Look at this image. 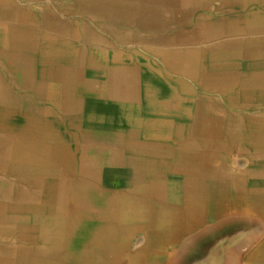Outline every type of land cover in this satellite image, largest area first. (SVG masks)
I'll return each instance as SVG.
<instances>
[{
    "label": "crops",
    "instance_id": "1",
    "mask_svg": "<svg viewBox=\"0 0 264 264\" xmlns=\"http://www.w3.org/2000/svg\"><path fill=\"white\" fill-rule=\"evenodd\" d=\"M262 84L264 0H0V215L14 191L54 190L63 170L185 176L206 151L217 167L223 143L264 128ZM2 236L5 256L30 248Z\"/></svg>",
    "mask_w": 264,
    "mask_h": 264
},
{
    "label": "bare ground",
    "instance_id": "2",
    "mask_svg": "<svg viewBox=\"0 0 264 264\" xmlns=\"http://www.w3.org/2000/svg\"><path fill=\"white\" fill-rule=\"evenodd\" d=\"M114 5L116 4L114 3ZM130 15H132V13H130ZM51 16L53 17V15ZM59 20H61V18ZM211 20L212 19H210V21ZM214 26L216 27V25ZM240 28L241 27H239V29ZM220 33L222 32L218 31L212 34H208L206 38L222 36ZM230 38L232 37H229L227 39ZM226 51L227 50L223 48L219 49V56H227L229 52ZM226 63H223V66ZM233 68L234 67H232V69ZM109 71L107 73H109ZM162 86L163 85H160V87ZM162 88H164V86ZM242 135L243 139L240 142L233 141L234 146L232 143H223V145L225 146L224 151L228 155L230 153V150H232L233 148L237 150H244L245 148H247V145L246 147L244 146L245 144H247V140H253V144L250 146L249 153L255 154L257 156V159L262 161L260 165L255 167L253 174L233 173L229 166H227L225 163L222 164L221 162H219L218 166L216 167V165H214L213 158L210 157L212 152L206 151L205 153L208 156L205 159H201L198 161L196 160V162L198 163L195 165V167H191V169H194L195 171L189 172V174L185 176L156 173H148L147 175L126 174L127 180L113 181L111 175L108 174H92L88 176V178L87 176H85V178H82L80 177V175H72L70 172L63 170L62 172L59 171L57 173V181H54L57 188L54 190H41L39 192L37 191L38 189L26 190L24 188L25 190H23V187L21 188L22 190L17 189L16 191H14L13 195L18 198V201H14L15 203L11 205V212L9 214L6 212L4 213V215H0V264H156V258L159 256V254L156 253L155 255V247L152 245V241L155 238L165 239V247L172 233L182 229L187 225V223L191 222L194 219L196 220L199 216L203 215L204 211H206V208L214 210V208H216L218 205H225V202H227L229 199H235L238 201L242 200L244 202H248L249 204L246 203L248 208L255 207L253 208V210L264 213V128H246ZM5 144L0 143V151H6L7 148L5 147ZM7 145L8 144H6V146ZM58 149L60 152V145ZM60 163H62L61 160H59V166ZM0 169H3V166H0ZM122 181L126 182V185L132 188L124 189V192L122 193L105 190L107 185H115L118 182ZM1 182L2 183L0 184H3V180H1ZM251 187L254 188V191H249V188ZM8 193V191H0V196L7 197L9 195ZM132 193H134L136 196L133 197L134 195H132ZM229 195H231L230 198ZM132 199H136V201ZM88 200L92 201V208L96 211L93 216H88L87 214ZM132 201H135L136 205H131ZM251 201H253L252 203L254 204L250 203ZM99 205H101L102 207L97 208ZM6 207V203L4 204V206L0 204V211L5 210ZM137 219L142 222L141 225L133 224V222ZM137 230L147 234L146 238H148V240L143 245H140L139 247L131 250V235H133V233ZM15 232H19L21 238L25 236L26 244L28 243L30 245V248L26 246L20 250L18 247H16V250L14 251L9 250L10 255L5 256L4 254H6L7 250H5V248L3 247V243L6 241L7 236L2 235ZM260 240L261 239L252 244L253 248L255 247V252L253 251L252 253H250L248 258L243 260L242 264H264V241L260 243ZM14 242L16 244L20 243V245L23 244L21 240H16ZM239 258V255L230 252V254H228L226 257V260L222 264H236L237 261H239Z\"/></svg>",
    "mask_w": 264,
    "mask_h": 264
},
{
    "label": "rangeland",
    "instance_id": "3",
    "mask_svg": "<svg viewBox=\"0 0 264 264\" xmlns=\"http://www.w3.org/2000/svg\"><path fill=\"white\" fill-rule=\"evenodd\" d=\"M247 144L251 146L253 143L248 140ZM244 146L246 147V144ZM249 150L233 148L228 155L226 154V159L217 161L225 163L233 173L253 174L255 167L262 161L257 159L255 154L249 153ZM125 175L122 180H127V175ZM110 185H107L105 190L122 193L124 189L132 188L123 181ZM250 190L254 191L252 187L249 188ZM132 195L136 196L134 193ZM230 197L231 195H229ZM132 200L136 201V199ZM135 201H132L131 205H136ZM246 203L249 204L242 200L229 199L225 205H218L214 210L206 208L203 215L172 233L165 247V239L155 238L152 245L155 247V255L159 254L156 264H222L230 252L239 255L240 258L236 264H242L243 260L247 259L249 254L254 251L255 247L253 248L252 244L259 239H261L260 243L264 241V213L253 210L255 207L248 208ZM95 212V210H91V216ZM133 224L141 225L142 222L137 219ZM131 236V250L143 245L148 240L147 234L139 230Z\"/></svg>",
    "mask_w": 264,
    "mask_h": 264
}]
</instances>
